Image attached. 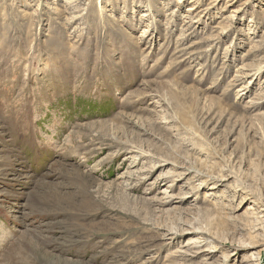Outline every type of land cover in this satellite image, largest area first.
Listing matches in <instances>:
<instances>
[{
    "label": "rangeland",
    "instance_id": "rangeland-1",
    "mask_svg": "<svg viewBox=\"0 0 264 264\" xmlns=\"http://www.w3.org/2000/svg\"><path fill=\"white\" fill-rule=\"evenodd\" d=\"M0 264H264V0H0Z\"/></svg>",
    "mask_w": 264,
    "mask_h": 264
}]
</instances>
